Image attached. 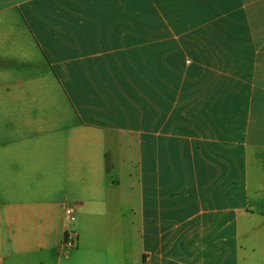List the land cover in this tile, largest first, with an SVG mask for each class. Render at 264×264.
<instances>
[{
  "label": "crops",
  "instance_id": "crops-1",
  "mask_svg": "<svg viewBox=\"0 0 264 264\" xmlns=\"http://www.w3.org/2000/svg\"><path fill=\"white\" fill-rule=\"evenodd\" d=\"M0 264H264V0H0Z\"/></svg>",
  "mask_w": 264,
  "mask_h": 264
},
{
  "label": "built area",
  "instance_id": "built-area-1",
  "mask_svg": "<svg viewBox=\"0 0 264 264\" xmlns=\"http://www.w3.org/2000/svg\"><path fill=\"white\" fill-rule=\"evenodd\" d=\"M66 214L67 216L73 220L74 217H73V210L71 208H68L66 210ZM76 240H77V235L74 231H69L67 234H66V246L69 247V248H72L74 247L75 243H76Z\"/></svg>",
  "mask_w": 264,
  "mask_h": 264
},
{
  "label": "rangeland",
  "instance_id": "rangeland-1",
  "mask_svg": "<svg viewBox=\"0 0 264 264\" xmlns=\"http://www.w3.org/2000/svg\"><path fill=\"white\" fill-rule=\"evenodd\" d=\"M125 145H135L134 141H132V144H131V141L126 139L124 140V146ZM125 156V155H123ZM130 156V154H128V157ZM124 169H126V167L124 166ZM123 174L124 175H121V179H122V193L123 194H126V193H129V179L127 178L126 174H125V171H123Z\"/></svg>",
  "mask_w": 264,
  "mask_h": 264
}]
</instances>
